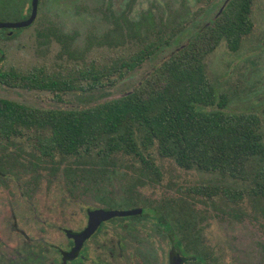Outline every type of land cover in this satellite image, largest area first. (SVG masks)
Returning a JSON list of instances; mask_svg holds the SVG:
<instances>
[{
  "label": "trees",
  "instance_id": "trees-1",
  "mask_svg": "<svg viewBox=\"0 0 264 264\" xmlns=\"http://www.w3.org/2000/svg\"><path fill=\"white\" fill-rule=\"evenodd\" d=\"M254 1L229 0L208 24L158 61L132 93L119 97H107L105 90L175 42L188 18L181 19L166 34L158 30L153 39H148L150 34L142 32L153 27L151 17L133 23L124 19L123 29L115 17L118 37L114 43L134 35H145L149 41L129 55L91 61L66 73L44 66L28 71L0 70V82L12 88L49 91L56 101H64L66 93L78 91L97 99L80 109H68L41 108L0 97L1 140L10 143L26 139L33 148L30 155L34 160L29 165H48L53 171L63 166L72 183L86 176L92 178L90 185H101L104 179L99 183V174L105 179L114 177L121 162L125 163L119 155L134 157L122 167L138 170L140 184L160 182L165 175L156 164V154L185 170L219 173L247 183L245 188L196 186L194 192L204 198L224 196L237 203L247 196L264 199L263 117L253 110L229 111L228 96L218 91L206 69L207 57L222 42L229 50L238 51L253 33ZM2 3L0 0V7ZM85 168L91 169L90 176L82 174ZM166 212L188 219V228H194L190 219L197 215L188 205L185 208L173 203Z\"/></svg>",
  "mask_w": 264,
  "mask_h": 264
},
{
  "label": "rangeland",
  "instance_id": "rangeland-1",
  "mask_svg": "<svg viewBox=\"0 0 264 264\" xmlns=\"http://www.w3.org/2000/svg\"><path fill=\"white\" fill-rule=\"evenodd\" d=\"M1 1L0 21H20L29 11L30 1L23 2L22 10L20 0ZM8 1L9 4L5 5ZM225 1L135 0L130 10L124 12L132 22L146 21L151 17L153 27L149 26L148 32L145 29L142 32L150 34L148 39H153L158 30L166 34L183 18H188V23L175 42L120 79L115 86L107 88L106 96L118 97L132 90L158 61L185 43L194 31L208 24ZM117 2L41 0L37 18L31 26L16 29L17 33L13 32L9 37L6 31L0 33V56L2 53L4 55L0 68L28 71L44 66L50 71L66 73L71 67H83L91 61L135 52L149 40L145 39V35H134L131 38L125 36L121 43H114L118 37L113 24L115 16L119 15L116 12L119 9ZM199 9L203 10L198 12ZM251 17L255 29L242 47L238 51H231L222 42L207 57L206 69L218 91L228 96L229 111L253 110L261 114L264 120V0L254 1ZM0 96L41 108H82L97 100L92 99L88 92L78 91L66 93L64 101H56L49 91L7 88L1 84ZM2 143L6 142L3 140ZM32 150L26 139L19 138L10 142L6 150L12 160L11 166L5 169L6 173L0 174V250L7 249L6 253L13 252L11 247L26 242V238L33 235H43L53 241L58 224H62L58 221L65 222L81 216H73V212L78 211L74 201H82L85 188L92 184V178L84 176L77 178L72 185L64 174L63 166L53 171L48 165H29L34 160L30 155ZM118 157L125 162L119 163L121 167L118 171L126 172L121 180L117 174L114 182L106 183L108 186L130 185V176L138 172L122 167L123 164L129 165L133 156ZM154 158L165 177L141 189L144 195L155 200L170 199L185 208L188 205L202 220L207 241L219 247L225 264H264V199L247 196L237 203L224 196L204 198L194 192L196 186L221 184L245 188L247 183L219 173L185 170L172 160L156 154ZM134 165L140 167L137 162ZM85 169L87 171L82 174L90 176L88 170L91 169ZM99 175L100 183L105 178L104 174ZM71 185L79 188L73 190ZM130 206L126 201L120 204L122 209ZM10 223H13V229ZM44 258L48 264L55 255L44 254ZM0 264L3 262L0 261Z\"/></svg>",
  "mask_w": 264,
  "mask_h": 264
},
{
  "label": "flooded vegetation",
  "instance_id": "flooded-vegetation-1",
  "mask_svg": "<svg viewBox=\"0 0 264 264\" xmlns=\"http://www.w3.org/2000/svg\"><path fill=\"white\" fill-rule=\"evenodd\" d=\"M20 1L21 3L30 1L29 11L25 14L28 15V17L22 19L26 20L30 17L32 12V0ZM40 1L41 0H39L38 9ZM105 1L107 4L111 2V0ZM115 1H118L119 8L116 10L119 15L115 17L120 21V28L123 29L124 19L129 20L124 11L130 10L135 0ZM22 7L21 5V10ZM35 20L29 26H31ZM131 22L132 21H130V23ZM26 27H2L0 28V33L6 31L9 37L13 32L17 33L15 32L16 29L22 30ZM3 58L4 55L2 53L0 56V64ZM0 70L3 69L0 68ZM0 84L3 85V87L12 88L3 82H0ZM4 141L6 142L5 144L2 143L0 138V142L3 144V147L0 146V151H3L0 157L1 175L6 173L5 169L11 166L10 162L12 161L11 155L6 151L9 142L6 140ZM125 172L126 171H116L113 174H119L121 180ZM129 172L130 174L133 173L131 171ZM130 177V185L126 186L117 184L108 186L106 184L108 181L114 182L116 176L113 177V179H104L99 186L88 185L85 188L86 192L83 194V200L74 201V204L78 206V211L73 212V216H81L78 217V219L70 218L65 222L58 221L57 223L62 224H58L53 241L43 235H33L30 238H26V242H20L18 245L11 247L13 252L6 253L7 249H5V251L1 249L0 261H2L3 264H46L47 261L44 258V254H52L55 255V258L50 259L48 264L224 263L223 255L219 252V247L207 241L201 219L198 217L194 219L191 218L190 221L194 222V228L192 227L189 229L187 226L188 219L173 217L171 216V212H166V207L169 208L170 204H173L170 199L155 200V198L146 196L142 193L141 189H146L148 186L153 185V182L147 181V185L140 184L136 178L138 177V172H135L134 175ZM74 183L72 185H74ZM71 188L76 190V188L79 187L72 186ZM124 201L131 204L130 208L122 209L120 207V204ZM100 209H142V211L135 215H117L103 219L89 236L81 240L80 234L91 225V212ZM10 226L12 229L14 228L13 223H10ZM44 245L45 247H43ZM245 258L249 257L245 256Z\"/></svg>",
  "mask_w": 264,
  "mask_h": 264
},
{
  "label": "water",
  "instance_id": "water-1",
  "mask_svg": "<svg viewBox=\"0 0 264 264\" xmlns=\"http://www.w3.org/2000/svg\"><path fill=\"white\" fill-rule=\"evenodd\" d=\"M229 0L225 1V4ZM225 4L221 7L219 13L223 10ZM38 5L39 0H32V12L28 19L22 20V21H8V22H0V28H20V27H26L29 26L36 18L37 11H38ZM140 84V83H139ZM134 89L124 93L123 95L132 93ZM119 97V96H118ZM142 211V209H131V210H95L91 212L90 219H91V225L88 227L87 230H85L82 234H80V239L84 240L87 236H89L94 229L97 227L99 222L103 219H107L113 216H127V215H135Z\"/></svg>",
  "mask_w": 264,
  "mask_h": 264
}]
</instances>
